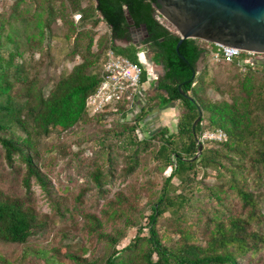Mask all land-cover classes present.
<instances>
[{
	"label": "trees",
	"instance_id": "obj_1",
	"mask_svg": "<svg viewBox=\"0 0 264 264\" xmlns=\"http://www.w3.org/2000/svg\"><path fill=\"white\" fill-rule=\"evenodd\" d=\"M83 1L34 0L35 7L30 8L26 0H15L10 10L0 11V160L11 167L20 160L25 167L24 194L0 186V241L25 245L48 229L50 216L38 210L32 179L41 186L59 217H65L69 202L57 194L44 170L43 148L50 138L94 120L102 127L94 139L102 148L110 147V136L123 137L124 145L119 147L124 150V173L135 171L140 152L149 151L153 140L158 142L149 151L153 160L162 173L171 171L150 204L147 223L140 224L136 235L118 248L126 227L134 223L132 212L136 206L135 198L124 191L106 198V186L120 177L114 158L107 154V160L94 164L90 172L106 198L103 207L99 213L82 211L86 239L101 244L104 253L98 257L93 252L87 255L89 249L85 244L73 249L72 229L61 234L62 239L70 241L64 246L66 250L61 251L60 246L51 247L52 251L65 252L64 256L74 264H244V259L245 264H264V231L257 228L264 221L262 194L256 191L264 185V64L246 62L244 55L234 62L221 61L234 65L242 80L231 101H213L206 92L208 70L198 69L200 58L212 53L213 44L188 38L178 51L180 36L156 12V0H87L88 4ZM126 10L136 25H147L149 37L145 42L153 61L165 69L157 86L164 94L149 106L178 101L181 111L176 131L157 125L149 135H141L139 116L124 121L113 119L109 125L106 114L90 116L86 111L88 96L101 83L109 49L142 64L137 45L117 43L128 37ZM77 11L82 12L78 22L74 19ZM58 19L66 30L63 40L71 44L65 57L74 59L78 55L81 61L69 72L55 74L47 91L51 79L41 75L43 60H28L25 54L42 49L48 36L60 38V29L55 27ZM102 22L109 27L108 34L99 35ZM55 49L48 44L47 56L51 57ZM206 62L204 58L205 65ZM181 90L193 99L183 96ZM200 114L202 119L193 128ZM217 128L227 132L228 138L205 141L202 154L194 158L200 133ZM208 169L216 171L217 182L203 184L206 195L216 205L210 213L198 214L195 222L187 226L185 220L194 199L189 190L199 171L206 175ZM83 196V191L77 195L79 202ZM165 215L174 220V231L180 235L174 243H169L158 228ZM28 253L24 250L16 261L0 255V264H25ZM36 253L40 255L41 251ZM48 264H60L57 255H51Z\"/></svg>",
	"mask_w": 264,
	"mask_h": 264
},
{
	"label": "rangeland",
	"instance_id": "obj_2",
	"mask_svg": "<svg viewBox=\"0 0 264 264\" xmlns=\"http://www.w3.org/2000/svg\"><path fill=\"white\" fill-rule=\"evenodd\" d=\"M14 2L15 0H0V11L10 10ZM33 2L34 0H26L30 8L35 7ZM83 4H88V1L84 0ZM61 25L62 21L58 19L55 27L60 29V38H50L48 36L42 45V49H35L25 54V58L28 60H43V64L39 68L41 75L46 79H51L46 87L47 91L52 87L53 76L55 74L65 71L69 72L75 64L81 61V57L78 55L74 59L65 57L70 51L71 44L69 45V43L67 44L63 40L66 30L61 28ZM98 32L99 35L108 34L109 27L102 22L99 25ZM117 43L120 44L123 41L119 40ZM48 44L56 48L55 53L51 57L47 56ZM205 45L208 46V44ZM204 58L207 60L206 65L204 64ZM204 58L199 63L198 69L201 71L206 67L208 70L206 78L208 82L207 97L213 101H231L232 96L236 95L239 91V83L242 80L240 71L232 64L214 60L212 54L209 52L204 55ZM171 105L170 111L173 112V115L171 116L170 123L162 124L160 127L168 126L171 131H176L181 111L180 103L175 101ZM155 119L157 121L154 123L159 125L157 123L161 121V116ZM203 125L206 126L207 121H204ZM101 128L99 124L92 120L86 125L75 126L73 129L62 134V136L50 138L49 144L43 148L41 162L45 172L52 180L57 194L66 197L65 200L69 202L70 210L65 212V217L60 218L41 186L35 179H32V189L35 194L38 210L40 213L50 216V225L45 232L33 237L25 245L0 241V255L16 261L24 255V250H27L29 253L27 259L23 261L25 264H48L50 256L53 254L57 255L60 264H74L64 256L65 252L57 254L54 250H51V247L60 246H62L60 248L61 251L66 250L64 246L70 241L67 238L62 239L61 234L62 231L70 229L74 230L73 234L75 235V240L71 241L73 249H79L85 244L89 249L87 255H91L92 252L96 257L102 255L104 253L102 245L96 244L93 240L86 239V235L82 230L84 224L82 211L99 213L106 198L113 197L118 191H124L131 195L132 198H135L136 206L132 212L134 223L126 227V234L118 245V248L123 247L136 235L140 224L145 225L147 223L146 216L151 213L150 204L160 190L164 177L168 176L171 171V169H168L162 173L157 166V162L153 160L149 152L152 148H155L158 142L157 140H153L149 151L142 150L139 155V164L135 171L126 174L122 170L124 166L122 153H124V150L120 148L124 145L122 141L123 137L110 136L107 140V145L110 147L102 148L101 144L94 140L100 134ZM146 134L149 135L150 133ZM107 154H111L114 158L115 165L118 168L117 176L120 177L106 186L109 192L107 197L103 198L91 178L90 172L93 170L94 164H101L107 160ZM24 170V164L20 160L15 162L14 167L0 160V186L8 191L24 194L25 189L22 184ZM204 174L202 170L199 171L196 182L189 190L194 199L185 220L187 226L195 222L198 214H208L216 205V201L206 195L207 191L203 182L209 185L216 184L217 173L213 169H208L206 175ZM82 191L84 192V196L81 197V202H79L77 195ZM256 191L262 194L261 210L264 215V185L257 187ZM173 223L174 220L169 215L160 218L158 222L160 232L167 238L169 243L176 242L180 237L178 233H175ZM193 228L195 229L196 225ZM257 228L264 231V221L262 225H257ZM147 231L145 229V234H147ZM36 251H41V254L38 255ZM243 262L245 264V259ZM246 264L250 263L246 261Z\"/></svg>",
	"mask_w": 264,
	"mask_h": 264
},
{
	"label": "water",
	"instance_id": "obj_3",
	"mask_svg": "<svg viewBox=\"0 0 264 264\" xmlns=\"http://www.w3.org/2000/svg\"><path fill=\"white\" fill-rule=\"evenodd\" d=\"M155 6L180 36L176 47L178 51L185 39L195 38L264 54V0H156ZM126 16L132 29L139 30L128 10ZM140 29L148 35L146 24H142ZM143 41L142 38L132 43L139 47ZM130 43L126 39L119 45L127 46ZM258 62L264 64V59ZM181 93L193 99L189 93L183 90ZM201 119L202 114L194 121L193 128ZM202 151L203 143L199 142L194 158L199 157Z\"/></svg>",
	"mask_w": 264,
	"mask_h": 264
},
{
	"label": "built area",
	"instance_id": "obj_4",
	"mask_svg": "<svg viewBox=\"0 0 264 264\" xmlns=\"http://www.w3.org/2000/svg\"><path fill=\"white\" fill-rule=\"evenodd\" d=\"M81 18V11L74 13L75 21L78 22ZM138 49V56L142 64L117 53L112 48L108 50V58L104 64L101 83L96 91L91 93L86 100L88 115L93 116L104 113L107 115L109 125H111L113 119L122 121L132 119L130 114L133 111L143 82L144 59L149 53V49L143 43L139 45ZM211 54L214 60L220 62H234L241 55H244L246 62L264 59L263 53L245 51L223 44H213ZM138 132L144 135L141 129H138ZM227 138V132L221 128H217L202 131L198 136V142L224 141Z\"/></svg>",
	"mask_w": 264,
	"mask_h": 264
},
{
	"label": "crops",
	"instance_id": "obj_5",
	"mask_svg": "<svg viewBox=\"0 0 264 264\" xmlns=\"http://www.w3.org/2000/svg\"><path fill=\"white\" fill-rule=\"evenodd\" d=\"M152 56L153 54L149 51L144 59V79L137 101L130 114L131 118H134L135 116L142 118L141 126L145 135H147L146 133H150L155 127L156 123L154 122L157 121L155 118L161 116V121H158L157 124L162 125L170 123L171 116L173 115V112L170 111V108L172 107L171 103L167 105L157 103L151 107L149 106V104L156 101L157 96H162L164 94V91L159 90L157 86L160 77L165 74V69L162 64L155 63Z\"/></svg>",
	"mask_w": 264,
	"mask_h": 264
},
{
	"label": "flooded vegetation",
	"instance_id": "obj_6",
	"mask_svg": "<svg viewBox=\"0 0 264 264\" xmlns=\"http://www.w3.org/2000/svg\"><path fill=\"white\" fill-rule=\"evenodd\" d=\"M156 12L158 13V10H156ZM136 25V24H135ZM136 28H138L139 30H135L132 29V26L129 25V29H128V37H125L123 39H120L121 41H124L126 39H128L129 41H131L130 44H133L132 42L134 41H138L140 39H144L143 44L146 45V47L148 48V43L145 42L146 39L149 37V32L148 35L144 34V32L140 29L141 25H136ZM135 31V32H134ZM125 44V43H124ZM130 44H128L127 46H129ZM123 46V45H122ZM125 46V45H124Z\"/></svg>",
	"mask_w": 264,
	"mask_h": 264
}]
</instances>
